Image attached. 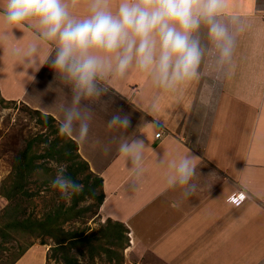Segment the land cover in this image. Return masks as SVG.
<instances>
[{
    "label": "crops",
    "instance_id": "0c3cea01",
    "mask_svg": "<svg viewBox=\"0 0 264 264\" xmlns=\"http://www.w3.org/2000/svg\"><path fill=\"white\" fill-rule=\"evenodd\" d=\"M226 2L228 14L241 17L245 25L236 35L229 65H218V53L202 28L200 79L165 92L133 70L124 80L98 81L106 91L80 100L79 107L91 114L89 135L84 142L72 139L102 179L107 219L128 226L139 252L151 249L166 263L264 264V0ZM74 11L86 15L88 0H80ZM13 35L0 22L2 96L59 121L75 94L44 63L54 56V45L27 28L13 29ZM30 43L40 49L38 70L23 62ZM45 74L48 83L39 90L37 82ZM117 110L130 117L127 131L108 127ZM159 129L162 134L156 138ZM130 134L147 146L139 177L117 150ZM105 145L111 155L97 163L88 148L103 155ZM188 154L197 157L198 188L185 199L166 178L167 163ZM162 159L167 163L158 164Z\"/></svg>",
    "mask_w": 264,
    "mask_h": 264
},
{
    "label": "clouds",
    "instance_id": "9594fccd",
    "mask_svg": "<svg viewBox=\"0 0 264 264\" xmlns=\"http://www.w3.org/2000/svg\"><path fill=\"white\" fill-rule=\"evenodd\" d=\"M80 0H0V22L7 28H27L40 40L54 45L55 54L45 59L58 78L74 92L73 105L66 108L58 132L67 138L87 141L90 112L83 110L81 98L96 99L102 94L98 81L124 80L135 70L167 92L200 79L205 59L198 34L206 29L217 63H231L236 35L244 31L241 17L229 15L226 0H88V13L75 14ZM14 36V35H13ZM39 47L30 43L23 54L24 65L39 69ZM110 129L127 131L128 114L113 112ZM146 144L136 135L118 143V152L136 177L143 173ZM105 145L104 151H110ZM197 157L184 155L167 163V185L181 189L183 198L193 196ZM55 176L51 187L70 204L84 185L67 173L66 164L52 162ZM82 261L84 258L79 257Z\"/></svg>",
    "mask_w": 264,
    "mask_h": 264
},
{
    "label": "rangeland",
    "instance_id": "374dc122",
    "mask_svg": "<svg viewBox=\"0 0 264 264\" xmlns=\"http://www.w3.org/2000/svg\"><path fill=\"white\" fill-rule=\"evenodd\" d=\"M37 83L39 90L44 88L46 74ZM47 116L0 92V264H16L24 255L21 264H67L65 257L78 264H171L151 249L139 252L128 226L107 219L100 200L102 179L97 184L94 165L72 138L59 134L58 120ZM156 133L160 137L162 129ZM88 149L97 163L111 155ZM17 162L25 176L19 191L13 189ZM52 162L66 164L67 173L84 185L70 204L51 187Z\"/></svg>",
    "mask_w": 264,
    "mask_h": 264
},
{
    "label": "trees",
    "instance_id": "16d2710c",
    "mask_svg": "<svg viewBox=\"0 0 264 264\" xmlns=\"http://www.w3.org/2000/svg\"><path fill=\"white\" fill-rule=\"evenodd\" d=\"M47 117H49V118H51L52 120L54 119L51 115H48ZM71 141L70 142H73V143H75V141L73 140V139H70ZM76 144V143H75ZM16 168H17V171H18V173H17V178H16V181H15V183H14V186H13V189L15 190V191H19V190H21V188H22V185H21V183H22V180H23V178L25 177L24 176V169L20 166V164L17 162L16 163ZM95 178H96V182H97V184L99 183H101V178L100 177H98L97 175H95ZM93 195V194H92ZM102 198H103V194L100 196V200H102ZM58 245L60 246L61 245V243L60 242H58ZM65 259H66V262H67V264H78L77 263V261L74 259V258H68V257H65Z\"/></svg>",
    "mask_w": 264,
    "mask_h": 264
},
{
    "label": "built area",
    "instance_id": "2783aa9c",
    "mask_svg": "<svg viewBox=\"0 0 264 264\" xmlns=\"http://www.w3.org/2000/svg\"><path fill=\"white\" fill-rule=\"evenodd\" d=\"M156 136H159V133H156Z\"/></svg>",
    "mask_w": 264,
    "mask_h": 264
}]
</instances>
